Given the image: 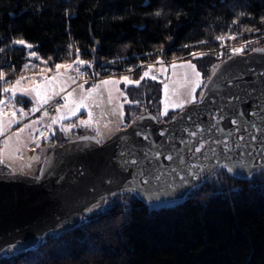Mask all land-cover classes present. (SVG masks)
Masks as SVG:
<instances>
[{
    "label": "trees",
    "instance_id": "1",
    "mask_svg": "<svg viewBox=\"0 0 264 264\" xmlns=\"http://www.w3.org/2000/svg\"><path fill=\"white\" fill-rule=\"evenodd\" d=\"M262 17L264 0H0V93L32 70L28 59L85 61L97 78L190 58L202 76L196 101L233 48L264 50ZM21 38L32 47L13 43ZM139 81L124 86V126L142 115L167 122L181 110L162 114L160 82ZM221 165L179 200L113 189L69 229L47 231L31 248L7 245L0 264H264V165L246 177ZM11 172L0 161V173Z\"/></svg>",
    "mask_w": 264,
    "mask_h": 264
},
{
    "label": "water",
    "instance_id": "2",
    "mask_svg": "<svg viewBox=\"0 0 264 264\" xmlns=\"http://www.w3.org/2000/svg\"><path fill=\"white\" fill-rule=\"evenodd\" d=\"M202 93L175 119L160 122L142 115L99 144L55 152L41 176L0 173V251L9 244L20 250L31 248L45 232L69 229L86 207L113 189L138 186L135 192L148 202L174 201L201 181L188 177L191 165L199 166L192 171L203 169L204 178L220 163L240 177L263 166L264 133L250 125L264 124V50L225 58ZM232 119L240 123L233 125ZM252 135L258 139L251 140ZM218 140H226L233 151L226 155L223 144L215 143ZM201 144V152H195ZM182 176L189 184H182ZM144 179L150 183L144 184Z\"/></svg>",
    "mask_w": 264,
    "mask_h": 264
},
{
    "label": "rangeland",
    "instance_id": "3",
    "mask_svg": "<svg viewBox=\"0 0 264 264\" xmlns=\"http://www.w3.org/2000/svg\"><path fill=\"white\" fill-rule=\"evenodd\" d=\"M157 61H162V63ZM153 62L159 64V70L153 68ZM153 62L146 64L135 75L123 71L102 75L90 81L77 82L71 70L79 63L60 61L54 66H48L39 59L26 60L25 65L30 66L32 70L20 75L23 79L19 84H16V81L20 77L1 89L0 100L4 103L0 104V129H2L0 131V161L10 170L22 173L31 171L39 162L35 175L41 176L45 173L55 152L80 144L97 143V140L103 141L108 138L114 131L124 126V104L130 101L124 91V86L132 85L121 79L124 76L132 81L140 80L146 71L149 72L147 77L155 76L162 89V114L170 110L182 109L192 102L185 103L182 108L172 107L175 103L189 101L191 96L197 98L202 76L199 78V86H196L197 78L193 70L186 66L189 62L195 64V61L190 58L164 59L159 57ZM173 63L177 65L175 68L172 67ZM58 64L61 65L60 68L56 67ZM67 65H72V67H67ZM149 65H152L151 70L148 68ZM196 71H199L197 66ZM105 80L109 83H101ZM112 81H119V83ZM81 85L83 88L80 87ZM165 85H167V90H165ZM13 87L17 89L15 95L11 91L7 93L3 91V89ZM34 88L36 91H33ZM63 89H65L64 103L69 105L68 110L62 115L65 119L57 118V123L53 124V114L45 115L46 112L43 110L32 117H26V114L21 115V109L26 113L25 101L28 102V106L38 110L45 104L43 102L45 99L48 101L59 95L58 92ZM88 89H94V91L89 93ZM25 90H27L26 93ZM69 93L72 95L69 96ZM64 97H68V100L65 101ZM82 98L83 106L76 111L75 115H71L70 109H75L76 104L80 103ZM89 113H91L90 116ZM81 120H90V124H81ZM69 125L73 127H68ZM63 128H68V131H63ZM41 133L46 135L42 136ZM92 135L93 138H91ZM70 136H72L71 141L55 143L56 140Z\"/></svg>",
    "mask_w": 264,
    "mask_h": 264
},
{
    "label": "snow or ice",
    "instance_id": "4",
    "mask_svg": "<svg viewBox=\"0 0 264 264\" xmlns=\"http://www.w3.org/2000/svg\"><path fill=\"white\" fill-rule=\"evenodd\" d=\"M155 15H158V16L161 15L160 11H157V12L155 13ZM239 15H244V13H240ZM261 19H262V21H264V17H262ZM233 23H236V20H233ZM248 30L251 31L252 29H248ZM222 38H223V37H217V39H222ZM13 43L16 44V45H23V46L28 47V48H31V47H32L31 44H27V42H26L24 39H22V38H21V39H15V40L13 41ZM199 43H203V41H201V42H199ZM185 47H188V45H185ZM242 50H243L242 48H239V47H238V48H233L231 51H232V54H233V55H236V54H238V53H241ZM77 51H78V50H77ZM254 51H258V49H254ZM29 55H31V56H36V53H35V52H30ZM192 55H193L194 58H196V57H200V56L205 55V53H192ZM157 62L162 63V61H157ZM74 63H81V64H83V63H86V62H85V61L78 60V61H74ZM176 66H177V65H176L175 63H173L172 67L175 68ZM181 66H184V65H181ZM186 66L189 67V68H191V69L193 70V73H194V75H195L196 78H197V80H196V86H199V84H200V80H199V78H200V76H201V73H200L199 71H196V65H195V64H192L191 62H189ZM25 67H27V65H25ZM56 67H57V68H60L61 65L58 64V65H56ZM67 67H72V65H67ZM214 67H216V66H214ZM148 68H149V70H151L152 65H149ZM162 70H163V69H162ZM3 75H4V74H3L2 72H0V79L3 78ZM148 75H149V72L146 71V72L143 74V76L141 77V80H143L144 77H147ZM151 78H152V79H156L155 76H152ZM22 79H23V77H20V79L16 81V84H19V83H20V80H22ZM121 79L124 80L126 83H129V84H133V83H134V84H137V85H138V84L140 83L139 80H137V81L129 80V78H128L127 76L121 77ZM112 82H113V83H119V81H112ZM101 83H103V84H108L109 81H108V80H105V81H102ZM80 87L83 88V85H81ZM97 87H98V86H97ZM165 90H167V85H165ZM194 90H195V89L193 88V91H194ZM3 91H4L5 93L11 91V92L13 93V95H15L17 89H16L15 87H13V88H11V89H8V88L3 89ZM33 91H36V89L34 88ZM92 91H94V89H88V92H89V93H91ZM26 92H27V90H25V93H26ZM37 95L39 96V92H37ZM71 95H72V94L69 93V96H71ZM121 95H123V93H121ZM201 95H203V93H201ZM239 98H240L239 96L235 97V99H237V100H238ZM64 99H65V101H67V100H68V97H64ZM195 99H196L195 96H191V99H190L189 101H182V102H180V103H175V104L172 105V107H175V108H182V107L184 106L185 103L194 102ZM43 102H44V103H47V100L45 99ZM126 102H127V101H126ZM3 103H4V101H3V100H0V104H3ZM81 106H83V98H82V100H81L80 103H77V104H76V108H75V109H70V114H71V115H75L76 111H77ZM59 110H60V108L58 107V108H57V111L59 112ZM20 111H21V115L26 114V113H24L23 109H21ZM31 111H36V108L33 107V108L31 109ZM121 114H122V113H121ZM45 115H47V113H45ZM90 115H91V113H89V116H90ZM13 116H15V113H13ZM59 119H65V117L60 116ZM173 119H175V117H173ZM221 119H223V115H221ZM262 120H264V117H262ZM52 123H53V124L57 123V118H56V117H53V118H52ZM80 123H81V124H90V120H81ZM231 123H232L233 125H237V124L240 123V121H238V120H236V119H232V120H231ZM68 127H73V125H69ZM245 127L247 128V127H249V125H246ZM250 127L256 129V131L259 132V133H264V124L258 125V124H256V123H252V124L250 125ZM62 130H63V131H68V128H63ZM0 131H2V129H0ZM21 131H22V129H21ZM41 135L44 136V135H46V134H45V133H41ZM191 135L195 136L196 133H195V132H192ZM250 139L253 140V141H256V140L258 139V136H257V135H252V136L250 137ZM238 140H239V141H243V140H244V137H243V136H239V137H238ZM97 143L99 144V143H101V141L97 140ZM215 143H217V144H221V143H222V144H223V151H224V153H225L226 155H227L228 153H230V152L233 151V148H232V147L226 142V140H225V141H219V140H218V141H215ZM202 147H203V144H201V146H199V147H196V148H195V152H197V153L201 152ZM239 147H240V145L237 144V148H239ZM212 151H213V155L215 156V150L213 149ZM260 151H261V152H264V141H262V147H261ZM121 155H123V153H121ZM249 155H251V153H249ZM156 156H160V153H156ZM227 158L230 160V159H231V156H227ZM34 159H37V158L34 157ZM165 159H167V160H171V159H172V156H167V157H165ZM130 162L133 163V164L137 163L136 160H131ZM126 163H127V161H126ZM197 167H199V166H197V165H191L190 168H189V171H188V174H187V175H188V177H190L192 180H201V181H202L203 178H204L203 169H201V171H198V172H197V171H192V169L197 168ZM221 167H227L229 172H232V171H233V168H232V167H228L227 165H221ZM143 175H144V173L141 172V176H143ZM156 179H159V177L157 176ZM181 182H182V184H189V180H188L186 177H183V176L181 177ZM143 183H144V184H148V183H150V181H149L148 179H144V180H143ZM170 187L175 188V187H178V186H176V185H172V186H170ZM193 187H195V186L193 185ZM137 188H138V186H133V187H131V188H125V189H123L122 191L135 192V191H137ZM112 195H115V193H113ZM105 200H106L105 197H101L100 200L97 201V203H95V204H93V205L91 206V208H87V207H86V208H85V211H86V212H91L93 209H99V208H101L102 205H104Z\"/></svg>",
    "mask_w": 264,
    "mask_h": 264
},
{
    "label": "built area",
    "instance_id": "5",
    "mask_svg": "<svg viewBox=\"0 0 264 264\" xmlns=\"http://www.w3.org/2000/svg\"><path fill=\"white\" fill-rule=\"evenodd\" d=\"M153 68L158 70L159 64L157 62H153ZM72 74L74 75L76 81L86 80L90 81L94 79V75L91 73L90 70H88L87 67H85L83 64L79 63L73 66V69L71 70ZM63 102V96L61 94L49 99L47 103L43 105L42 108L31 111L30 106H25L26 111V117H32L38 113H40L41 110L48 114H53L57 111L58 106Z\"/></svg>",
    "mask_w": 264,
    "mask_h": 264
},
{
    "label": "crops",
    "instance_id": "6",
    "mask_svg": "<svg viewBox=\"0 0 264 264\" xmlns=\"http://www.w3.org/2000/svg\"><path fill=\"white\" fill-rule=\"evenodd\" d=\"M159 68H158V70H159ZM64 93H65V89H63V90L58 92V94H61L62 96H63ZM68 106L69 105H65L64 100H63V102L58 106L60 108L59 112L56 111L55 113H53L52 116H54V117L59 119V117L62 116L68 110V108H69ZM95 136L98 137L96 134H95Z\"/></svg>",
    "mask_w": 264,
    "mask_h": 264
},
{
    "label": "flooded vegetation",
    "instance_id": "7",
    "mask_svg": "<svg viewBox=\"0 0 264 264\" xmlns=\"http://www.w3.org/2000/svg\"><path fill=\"white\" fill-rule=\"evenodd\" d=\"M72 140V136H70L69 138H64L63 140L59 141V140H56L55 143L58 144V143H64V142H67V141H71Z\"/></svg>",
    "mask_w": 264,
    "mask_h": 264
}]
</instances>
